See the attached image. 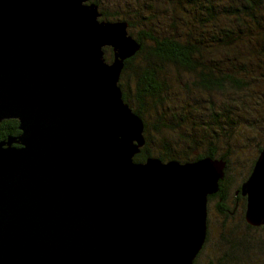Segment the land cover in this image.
Here are the masks:
<instances>
[{
  "label": "water",
  "instance_id": "1",
  "mask_svg": "<svg viewBox=\"0 0 264 264\" xmlns=\"http://www.w3.org/2000/svg\"><path fill=\"white\" fill-rule=\"evenodd\" d=\"M85 0H0V264H192L223 163L133 156L143 122L122 100L124 21ZM111 49L109 62L103 49ZM264 223V146L240 185Z\"/></svg>",
  "mask_w": 264,
  "mask_h": 264
},
{
  "label": "trees",
  "instance_id": "2",
  "mask_svg": "<svg viewBox=\"0 0 264 264\" xmlns=\"http://www.w3.org/2000/svg\"><path fill=\"white\" fill-rule=\"evenodd\" d=\"M85 3L99 4L97 0H85ZM160 6L162 11L158 15ZM141 9L142 13L146 10L143 16L148 21L159 18L161 22L155 28L147 27L128 34L138 43V48L123 60L118 78L122 100L135 114L142 117L147 108L154 113L150 120H142L145 140L133 160L141 162L153 155L161 161L178 160L180 163L204 157L220 160L222 177L218 180L217 190L207 196L206 205L216 203L218 212L231 211L228 205L225 207V202L233 201V209L235 203L239 204L242 224L248 232L264 227V223L251 225L246 222L245 197L240 194V185L264 146L260 145L264 129L258 125L264 118V0H154L144 3ZM99 14L101 19L109 22L126 20L117 13L109 16L101 11ZM125 23L128 28L132 27L130 20ZM166 70L183 74V84L188 91L195 90L207 97L217 94L223 97L218 104L209 98L206 101L200 126H195L200 135L193 132L179 133L176 137L165 135L175 130L172 122L180 127L178 120L189 118L179 117L172 108L169 114L164 109L159 113L158 106L170 99V95L165 97ZM210 93L213 94L208 95ZM242 120L247 121L243 124ZM153 132L161 147L158 153L151 147L155 140V137L151 138ZM241 132L247 133L244 137L247 144L255 140V148L246 162L240 161L237 154L236 161L231 159L230 151L245 146L238 145ZM18 133L16 119L0 121L1 139L15 138ZM183 141L187 143L180 152L183 155L173 154ZM196 147L199 152L191 159L186 158L184 154ZM207 219L206 216L205 239L192 264L209 244L211 227ZM231 235L229 228V234L218 237L230 247L221 249L215 260L206 264H227L229 260L238 264L240 256L241 259L246 256L243 252L247 248L237 253L242 249L240 240H232Z\"/></svg>",
  "mask_w": 264,
  "mask_h": 264
},
{
  "label": "rangeland",
  "instance_id": "3",
  "mask_svg": "<svg viewBox=\"0 0 264 264\" xmlns=\"http://www.w3.org/2000/svg\"><path fill=\"white\" fill-rule=\"evenodd\" d=\"M97 1L99 4L98 5L95 4V5H96V9L98 13H101V11H103L109 14V16H111V14L113 13H117L118 15L124 16L127 21L128 20L131 21L132 27L128 28L126 26L127 34H131L130 33L131 31L135 33V31L142 30L147 27L155 28L161 22L159 18H154L153 21H148L143 16L146 10H143V13L141 12L142 11L141 7L144 3L146 2L150 3L151 1L154 2V0H97ZM161 11H162V6L158 8L157 14L160 15ZM97 19L99 21H106V20L101 19L100 14H98ZM126 20H121V21L126 22ZM113 21H120V20L113 19ZM111 58H112L111 49L109 47H105L103 49L104 61L109 62ZM165 73L168 75V78H166L168 86L166 87V90H165V97L166 96L168 97L170 95V99H169V102L165 100L166 102L164 101L161 105L158 106L159 113L164 109L167 111V112L165 111V113L169 114L168 111L170 108H172L173 110L178 112L177 115L179 117L181 115L189 117L184 120L183 119L180 121L178 120L180 127H178L172 122L171 123L173 124L172 127H174L175 130L165 135L176 137L179 133L192 134V132L194 135H200V132H199L200 130L196 128L200 126V122L202 119L200 115L203 116L202 113L205 112L204 108L206 107V101H208V98H209L210 100L215 101V103L218 104L223 99V97L220 96L219 94L211 95L213 93L208 94L211 96L207 97L206 95L198 94L197 91L195 90H190L192 91L190 92L186 89L185 85L183 84V81H184L183 74H175V73H172L170 70H166ZM118 86L121 91V87L119 84ZM259 102L260 104H262V101H259ZM166 105H168L167 108H165ZM146 110H147L146 113L142 112L141 114L142 117H140L141 120L143 119L150 120L151 117L154 115L151 109L147 108ZM263 114H264V111H263ZM246 121L247 120H242L241 122L245 124ZM258 125L260 126L259 127L260 129H264V118L261 119V123L259 122ZM246 135H247L246 132L244 133L241 132V137H238L239 138L238 145L245 144V146L239 149L237 147L235 150L230 151L232 154L231 156L232 160L236 161L234 157L237 154L240 161H243V162L248 161L247 157L252 153L253 149L255 148V143H254L255 140L250 141L252 144L251 143L247 144L245 142L246 139L244 138L246 137ZM152 137H155V140H154V143H152L153 146L151 147H153V151H157L158 153L161 147L159 146V144H157L158 142H156L157 136H155L154 132L151 138ZM228 139L229 138H226V140ZM263 144H264V136H261L260 145H263ZM228 145L231 146L232 149H234L231 143H228ZM186 147H187V143L183 141L179 143V145L172 152L173 154L177 153V155L181 154L180 152L182 151V149ZM192 150L190 152H188L189 150L186 151V153L188 152L187 154H184L186 158L191 159L195 154L199 152L198 151L199 149L197 147ZM151 157L157 158V156H154V155ZM190 161H193V160H188L187 162H190ZM162 162H165V161H162ZM232 202L233 201L227 200V202H225L226 205L224 203L225 207L228 205L231 208L232 212L230 211V209H227V211L218 212L216 208V203H210L209 206L207 205L206 216L208 218L207 220H209L208 224L211 227V231L209 232L210 238L208 240L209 244H207L206 249L203 250L202 255L198 257L195 264H206L208 261L215 260L214 257L218 256V254L220 253L219 251L229 246L227 242L218 240V237H220L222 234L224 235L229 234V228L231 229V233L233 235V236L231 235L233 237L231 239L240 240V245L242 249L240 248V250L237 251V253L238 252L241 253L244 248H247L246 251L243 252V254H246V256H244L242 259L240 256L239 258L240 261H238L239 262L238 264H264V227L251 230L248 232L246 228L244 227V225L242 224L241 210L239 208V204L235 203L236 205H235V208L233 209ZM247 255H249V258H247ZM227 264H233V262L229 260Z\"/></svg>",
  "mask_w": 264,
  "mask_h": 264
},
{
  "label": "flooded vegetation",
  "instance_id": "4",
  "mask_svg": "<svg viewBox=\"0 0 264 264\" xmlns=\"http://www.w3.org/2000/svg\"><path fill=\"white\" fill-rule=\"evenodd\" d=\"M7 137H9V136H7ZM0 140H2L1 138H0ZM4 140V139H3Z\"/></svg>",
  "mask_w": 264,
  "mask_h": 264
}]
</instances>
